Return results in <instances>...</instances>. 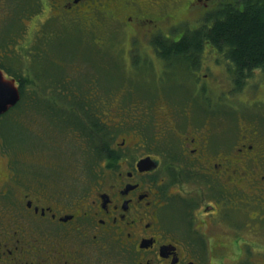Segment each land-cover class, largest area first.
Returning <instances> with one entry per match:
<instances>
[{
  "label": "flooded vegetation",
  "instance_id": "af4514ba",
  "mask_svg": "<svg viewBox=\"0 0 264 264\" xmlns=\"http://www.w3.org/2000/svg\"><path fill=\"white\" fill-rule=\"evenodd\" d=\"M221 1L191 5L215 8ZM7 55L0 53V69L20 91L6 69ZM201 85L186 101L175 100L165 125L155 121L153 145L131 121L112 134L122 156L80 193L91 202L78 195L69 202L65 191L57 197L35 186L18 201L17 194L3 193L0 264H264L261 238L240 246L246 222L264 238V126L249 117L227 134L231 126L210 108L218 99L203 94ZM208 227L214 237L198 230ZM228 239L238 246L236 255L219 253L223 244L216 242Z\"/></svg>",
  "mask_w": 264,
  "mask_h": 264
},
{
  "label": "trees",
  "instance_id": "16d2710c",
  "mask_svg": "<svg viewBox=\"0 0 264 264\" xmlns=\"http://www.w3.org/2000/svg\"><path fill=\"white\" fill-rule=\"evenodd\" d=\"M35 1L4 0L2 5L6 11L0 12V17H3L0 21V25L3 22L0 46H7L15 39L23 40L21 54L15 51L14 56L19 60L27 58L23 72L9 65L6 68L21 84L19 102L0 118V145L12 161L11 169L22 161L20 154L44 164L48 159L50 171L44 172L43 168L41 175L59 180L63 178L64 188L70 185L76 190L84 189L98 179L103 166L114 165L122 156L112 146V134L120 132L130 121L135 125H146L150 118L157 122L158 127L165 125L171 118L169 112L176 100H171L170 96L179 94L177 101H186L185 93L191 95L199 86L200 75L204 73L202 70L207 69L206 73H211L213 65H224L228 70L231 95L224 90L225 99L219 98L218 103L212 102L210 107L219 111L241 109L237 100L244 106H252L254 101L238 95L246 91L248 85L254 86L255 90L259 84L264 86V0H232L230 3L224 0L215 8L199 3V7L206 11L204 9V14L200 13L198 20L184 29L182 23L189 20L185 22L178 13H169L174 18L170 30L163 34L155 33L151 42L144 43L150 50L134 51L130 56L132 59L129 57L136 68L134 83L137 87L134 91L116 89L122 80L123 83L133 81L128 74L121 75V80L113 84L112 91L107 90L102 78L109 81L112 78L100 76V69L103 62L119 65L118 60L111 57L113 53L106 49L105 43L97 41L99 34L96 37L92 35L79 10L83 7V11L92 15L96 12L100 16L102 9L107 8L105 5L114 8L123 0H65L64 10L74 11L76 16L51 15L47 21L36 22L32 36L31 31L24 30V22L41 14V6L36 7ZM50 1L58 4L61 0ZM192 1L196 0H189L190 7L193 6ZM113 8L109 7L112 11H119ZM121 20L126 27L132 24L122 16ZM176 27L180 28L177 32ZM111 29L117 36L118 29ZM130 29L131 38L133 29ZM26 34L32 38L24 37ZM116 39L120 43L118 53L129 55L134 40L130 39L125 45L118 37ZM91 40L94 43L86 45ZM93 52L96 55H92ZM257 69L262 74L260 79L255 78ZM142 75L150 77V80ZM191 77H195V81L189 80ZM176 85H179L178 92L175 91ZM205 87L204 84L203 89ZM156 98L158 101H153ZM207 102L211 103V100ZM247 109H244V114ZM258 111L264 113L263 110ZM250 121L254 126H259V123L264 126V114L263 118L253 114ZM74 136L81 140L83 146L80 148L78 143H73L71 151L69 147L68 154L76 162V166L69 167L65 165V159L53 156L49 147H56L58 153L61 143ZM69 173L72 179H68ZM62 191L66 190L62 188Z\"/></svg>",
  "mask_w": 264,
  "mask_h": 264
},
{
  "label": "rangeland",
  "instance_id": "374dc122",
  "mask_svg": "<svg viewBox=\"0 0 264 264\" xmlns=\"http://www.w3.org/2000/svg\"><path fill=\"white\" fill-rule=\"evenodd\" d=\"M3 1L4 0H0V12L3 11L5 13L6 9L2 5L4 4ZM124 1L127 3L124 4ZM35 2H36L35 3L36 7L41 6V10H40L41 14L38 16H34L33 20L28 19L24 22V30L26 29L27 32L31 31L32 36L35 31L34 28L37 25L36 22L42 23L44 20L47 21L48 19H50L51 15L60 14V15H66V17H68V15L76 16L74 11L64 10L63 4H66L65 0H61L60 3L58 4L50 0H37ZM87 5L88 3L86 4V6ZM105 6L107 7L105 8L106 10L102 9L101 6L99 5V10L101 9L103 10L101 11L102 13L100 16L96 12L94 15H92L90 14L91 12L83 11V7L81 9L77 7L76 9H79L80 13L85 17L86 20L84 21H86L88 29L92 33V35L96 37L97 34H99L100 37L97 38V41L99 43L100 42L105 43L106 49L110 53H113V56L111 57L113 59L118 60L119 65L109 64L108 62H103L102 67L100 69V76H106V77L112 78V81L107 80V78H102L104 81V84H106L105 87L107 88L108 91L113 90L114 88L112 87L113 84L119 82L121 80V75L123 74L125 75L128 74L130 78L133 77V81L128 80L129 83L127 82L123 83V80L120 81L118 84V87L116 88L117 90H121L124 88H129V89L134 90L137 87L136 83H134L135 81L134 76H136L134 73H135L136 68H135V64H132V60H130L131 58L130 56H132L134 51H137L139 53V51L150 50V48L144 43L151 42L150 40L152 36L155 35V33L163 34V32L170 30L171 27L169 26L171 25V23L174 22V18L170 16L173 12L175 14L178 13L179 15H181V17H183V20H185V22L189 20V22L187 23H182V27L184 29V28H187L188 25H193L195 23L194 20L196 21L198 20V18L200 17L198 15L203 9V8H200L199 5L194 6V8H192L193 6L190 7L189 0H133V1L123 0L120 3L118 2L114 8L110 5H105ZM109 7L113 9H118L119 11H116V10L112 11L111 9H109ZM89 8L90 7L88 5L87 9ZM10 12H6V13L10 14ZM34 14L35 13L32 12V15ZM121 16L125 19L126 18L129 19L132 22V24L129 25V27H126L124 25L125 23H123V20H121ZM69 18H73V17H69ZM2 20H3V17H0V21ZM2 25H3V22H2ZM112 27H114V29H118L117 36H115L114 32L111 31ZM130 28L135 30V31L132 30L131 38H130V33H129ZM176 28H177L176 32L180 30V28L178 27ZM109 34L111 38H109ZM24 37L28 39L32 38L31 36H28V34L24 35ZM116 37H118V39L121 40V42H123L125 45L129 44L130 39L132 41L134 40L135 43L133 44V47L129 50V53H130L129 55L128 54L123 55V53L122 54L118 53V48H119L120 43L118 42ZM77 38L78 36H76V39ZM105 40H107V42ZM92 42L94 43V41L91 40L90 42H87L88 44L86 45H90L92 44ZM23 43H24L23 40L15 39L13 42L8 43V45L6 46L8 50V55H7L8 65H11V67L17 70H21L22 72L23 70H25L23 69V67H24V63L27 60V58H23L22 60H19V58H17L18 56L15 57L14 55H16L15 51H18V54H21ZM123 43H121V46ZM18 44H20V46ZM7 50L4 48H1L0 53L6 55ZM138 53H137V56L140 55V54L138 55ZM92 55H96L95 52H93ZM31 62H32V59H31ZM29 69L32 70L33 68L29 67ZM206 70H202L204 71V73L200 75V81H198V82H201V81L205 82V86H206L205 89H203L204 84H202L203 94L207 93L210 95H215L217 99L222 98L224 100L225 95L223 91L226 90L227 92H229V90H232L231 82L227 80L228 73H227V70H225V66L223 65V66L217 67L216 65H213L212 66L213 72L210 74H206L207 72ZM115 76H117V78ZM142 77H145V76L142 75ZM216 77H218V81L220 83L216 82ZM194 78L195 77L193 78L191 77L189 80L195 81ZM255 78H259V79L262 78V74L259 71H257L255 74ZM145 79L150 80V77L146 76ZM221 84H222V89H221ZM183 85L185 84L183 83ZM178 89H179V85H176L175 91L178 92ZM185 94H186V97L190 96V94H188L187 92ZM241 95H243L245 99L249 98L250 101H254L255 103L252 106H249L248 104H245L244 106L242 103L238 102L237 100L236 103L241 105L239 106L241 109H236V111H233V112H227L226 110L220 111L222 124L225 125L226 123L231 126L230 127L231 131L230 132L228 131L226 133L231 134L232 136H233L234 130H237V128H239V127H236L237 121H238V125L241 126L242 125L241 122L245 121V118L247 117L249 118L253 114L260 115V117L263 118V114H264L263 112L258 111V109L264 111V86H261L259 84V86L255 90L254 86L248 85L247 90L240 93L238 97ZM177 96L179 97V94L172 95L170 96V99L171 100L177 99L178 98ZM153 101H158V99L156 98ZM112 102H113V98H112ZM244 109H247L245 111V114H244ZM238 112L242 118H240V115L238 114ZM140 126L142 127L143 130H146L150 135H151L150 133L151 131L157 130L156 129L157 126H155V120L150 119V118H149L148 124L146 125L141 124ZM71 130H74V129L72 128ZM161 130L162 129L159 130L158 135L161 132ZM151 138H152V135H151ZM154 139L155 138L153 136L152 145L155 142ZM80 141L81 140H79L78 138L74 136L71 139L65 140L64 142L61 143L62 146L60 147V150L58 153H57L58 149H56V147H49V151L56 158L62 157L63 159H65L66 166H69V167H72V165L76 166V162H74V160H71L72 157H70L68 153L72 150L73 143L74 144L78 143L80 148H82L83 145L80 144ZM156 144L160 146V141H156ZM69 147H70V151H69ZM77 152H80V149H77ZM6 153L7 152L4 149V147L0 145V203L5 202L2 195L7 190L9 191L10 194H14V195L17 194L16 200L18 201L20 195L23 192L29 191V188H33L34 186L37 189H46L48 193L53 192V195L57 197L59 196L60 193H62V188H63L66 190L65 198L69 202L73 200L72 198L75 195H78L75 198L76 200H80L82 202H85V201L91 202L92 198L88 193L80 194V191H83L85 187H87L88 185H91V183L87 184L84 187V189L76 190L73 188V186H70V185L68 188H64L63 178L59 180L58 178L57 179L52 178V177L49 178V177H45L46 175H41L42 171L44 170H45L44 172L50 171L49 167L47 166L48 159L45 161V164H44L41 161L34 160L33 158H27L26 156H22L20 154V157H23V158L21 162H18V165L15 168L16 169L15 170V169L10 168L13 164H12V161H10V158H8V155ZM19 163H21V166H19ZM77 171L79 172L78 167H77ZM63 176L67 177L66 173H63ZM68 179H72L71 174L68 177ZM58 188L59 190L57 192L56 189ZM244 225L245 226L242 228L244 239L240 243V246H243L246 249L248 246V243L251 245L253 244V242L258 243L260 242V238L262 241H264V238L262 237L261 231L259 228H258L259 229L258 231H254L253 225L249 226L247 222ZM220 229L222 228H219V230ZM198 230L202 232L203 235H205V237H209L208 230L210 231L213 237L215 236V234L212 232L213 229H211L210 227L206 229H198ZM219 230L218 229L215 230L217 231L218 236L220 234ZM216 243H217V247H220L223 244L219 253L222 252V253L227 254L228 256L236 255L237 250H239L238 246L234 245L231 239H228L225 242H222V240H220L219 242H216Z\"/></svg>",
  "mask_w": 264,
  "mask_h": 264
},
{
  "label": "water",
  "instance_id": "95a60500",
  "mask_svg": "<svg viewBox=\"0 0 264 264\" xmlns=\"http://www.w3.org/2000/svg\"><path fill=\"white\" fill-rule=\"evenodd\" d=\"M20 93L13 81L5 80L0 71V114L14 105L19 99Z\"/></svg>",
  "mask_w": 264,
  "mask_h": 264
}]
</instances>
